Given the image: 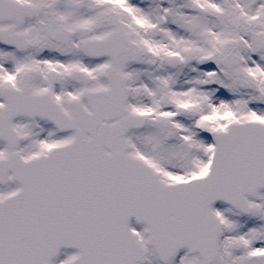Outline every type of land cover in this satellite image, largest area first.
<instances>
[{"label": "snow or ice", "instance_id": "obj_1", "mask_svg": "<svg viewBox=\"0 0 264 264\" xmlns=\"http://www.w3.org/2000/svg\"><path fill=\"white\" fill-rule=\"evenodd\" d=\"M0 264H264V0H0Z\"/></svg>", "mask_w": 264, "mask_h": 264}]
</instances>
